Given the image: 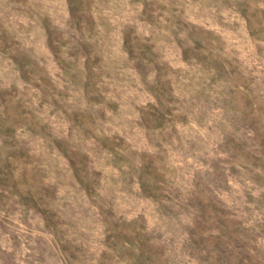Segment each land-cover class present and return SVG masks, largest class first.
Returning <instances> with one entry per match:
<instances>
[{"label":"rangeland","instance_id":"rangeland-1","mask_svg":"<svg viewBox=\"0 0 264 264\" xmlns=\"http://www.w3.org/2000/svg\"><path fill=\"white\" fill-rule=\"evenodd\" d=\"M0 264H264V0H0Z\"/></svg>","mask_w":264,"mask_h":264}]
</instances>
